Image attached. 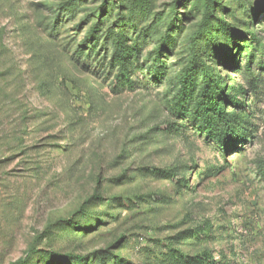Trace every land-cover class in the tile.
Listing matches in <instances>:
<instances>
[{
  "label": "rangeland",
  "instance_id": "rangeland-1",
  "mask_svg": "<svg viewBox=\"0 0 264 264\" xmlns=\"http://www.w3.org/2000/svg\"><path fill=\"white\" fill-rule=\"evenodd\" d=\"M201 254L264 264V0H0V264Z\"/></svg>",
  "mask_w": 264,
  "mask_h": 264
},
{
  "label": "trees",
  "instance_id": "trees-1",
  "mask_svg": "<svg viewBox=\"0 0 264 264\" xmlns=\"http://www.w3.org/2000/svg\"><path fill=\"white\" fill-rule=\"evenodd\" d=\"M129 55H131V50L129 48H123V51L118 55V58L121 61H124V59H126V57H129ZM196 60L199 61V59L197 58ZM192 64L194 65L195 62H192ZM193 79L194 74L191 68L186 74L184 80L181 82L182 85L179 94L180 98L178 99V102L176 104L177 107L182 108V105L185 104V97L188 94L190 83ZM202 85L203 89L200 92V99L198 100L195 107L196 114L194 116V119L196 122H200V124L203 126L204 132L209 135L213 143L225 148L226 145L222 139L223 131H227L228 133H235L237 132L239 126H235L228 119H226L227 114L224 112V109L221 107V104L220 102H218L219 100L217 99L220 92L217 93V96H214V92L213 90H211L208 78L206 76L203 78ZM171 127L172 126L169 125V128ZM183 183L184 181H181L182 185ZM68 225L73 227V224ZM204 231L205 230L198 228L193 233V237L196 238L198 236L204 235ZM172 257L174 261L179 262L180 264H215L212 260H210V257L208 258V256H206V254H201L200 256H196L193 258H185L182 256L171 255L170 259ZM69 259L73 260L77 264L84 262V260L81 258L69 257Z\"/></svg>",
  "mask_w": 264,
  "mask_h": 264
}]
</instances>
